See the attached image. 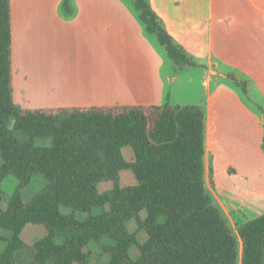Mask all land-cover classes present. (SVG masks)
Returning a JSON list of instances; mask_svg holds the SVG:
<instances>
[{
  "label": "trees",
  "instance_id": "obj_1",
  "mask_svg": "<svg viewBox=\"0 0 264 264\" xmlns=\"http://www.w3.org/2000/svg\"><path fill=\"white\" fill-rule=\"evenodd\" d=\"M127 1L172 63L198 65L149 0ZM62 10L73 15L72 0ZM13 76L11 0H0V264H17L24 249L31 264H264V214L233 226L208 187L202 106L26 109L14 98ZM37 137H50L51 145H36ZM128 145L133 161L123 153ZM124 169L136 184H121ZM9 179L16 183L11 193ZM102 181L114 187L101 192ZM33 184L35 193L24 199ZM131 219L146 241L129 230ZM28 224L45 228L32 244L22 237ZM92 243L100 248L95 262Z\"/></svg>",
  "mask_w": 264,
  "mask_h": 264
},
{
  "label": "crops",
  "instance_id": "obj_2",
  "mask_svg": "<svg viewBox=\"0 0 264 264\" xmlns=\"http://www.w3.org/2000/svg\"><path fill=\"white\" fill-rule=\"evenodd\" d=\"M63 1L11 0L16 102L34 109L200 105L206 112L208 181L214 188L229 184L242 206L254 201L247 212L239 209L244 218L264 214V0H149L169 34L198 64L184 67L167 62L129 1L72 0L71 16L64 14ZM185 71L196 73L199 84L189 97L181 94L188 83ZM239 81L247 101L229 83ZM123 153L134 160L132 146ZM36 181L43 184L40 177ZM136 183L132 169L121 171L123 186ZM37 184L24 188V199L35 193ZM113 187L112 181L99 184L101 192ZM146 215L143 210L141 216ZM40 226L42 235L27 243L44 235ZM128 228L141 242L147 240L135 219ZM5 245L0 241V253ZM137 249L131 248L134 258L140 254ZM31 257L30 250H20L16 263L31 264Z\"/></svg>",
  "mask_w": 264,
  "mask_h": 264
},
{
  "label": "rangeland",
  "instance_id": "obj_3",
  "mask_svg": "<svg viewBox=\"0 0 264 264\" xmlns=\"http://www.w3.org/2000/svg\"><path fill=\"white\" fill-rule=\"evenodd\" d=\"M151 38H153L152 35H151ZM151 41H152L154 46L159 51L163 52L165 58L168 60L167 62H169L170 58L168 57L164 47H162L157 42V40L155 38L151 39ZM187 72L183 73V77L186 78V79H184V81H186L188 83L184 84V88H182L183 91L181 92V94L182 95L184 94L187 97H189V96L192 95V93L195 91V89L198 88L199 84H197L198 79L196 78V73H194V75H193L192 71H187ZM229 83H231L232 84L231 86L235 87V90L237 89L240 92V94L242 95V97L247 101V99H246L247 98V94L244 92V89H245L244 85L242 83H237V85L232 83V82H229ZM178 93L180 95L179 90H178ZM175 95H176V90H172V93H171L172 99L175 97ZM241 106H243V104H241ZM23 108L34 109V108H28V107H24V106H23ZM40 108H44V106H41ZM35 144L38 145V146H50L51 145V138L50 137H37L36 140H35ZM225 176H227V175H225ZM218 179L221 180L220 175H218ZM5 184H6L7 192L11 193L13 191L16 183H15V180L9 179L8 181L5 182ZM34 187H35V184H33L32 186H30L29 188L27 187V188L28 189H32ZM208 187L211 190L215 201L218 204L220 202H222L223 209L225 211H227V213L229 215L226 214V213L225 214H226V216L228 217V219L230 220V222L232 223L233 226H235L236 223H239V222L243 221L244 219H246V218H244V216H242L243 214L241 212H239V209L242 208L243 212H247L249 206L252 205V202H254L253 200H250L249 202H245V206H242L244 204H243L242 198L239 196V194H237V195L236 194L233 195L232 193L230 194L229 184H228V187L226 186V187L222 188L221 185H220L218 188L217 187L214 188V186L212 185L211 181L209 180L208 181ZM218 197H219V199H218ZM62 210L64 212L68 211V209L66 207H63ZM40 228H41V226L40 225L38 226L37 224L34 225V226H32V225L31 226H27L24 229V232H23L24 240L27 242V240H33L35 237H38V236L42 235ZM94 249H96V250H98V252H100V248H99L98 245H95ZM98 252H96V254L93 257V261L94 262L98 258V256H97Z\"/></svg>",
  "mask_w": 264,
  "mask_h": 264
},
{
  "label": "water",
  "instance_id": "obj_4",
  "mask_svg": "<svg viewBox=\"0 0 264 264\" xmlns=\"http://www.w3.org/2000/svg\"><path fill=\"white\" fill-rule=\"evenodd\" d=\"M222 75H224V74H222Z\"/></svg>",
  "mask_w": 264,
  "mask_h": 264
}]
</instances>
